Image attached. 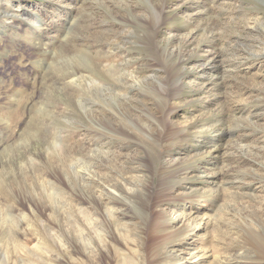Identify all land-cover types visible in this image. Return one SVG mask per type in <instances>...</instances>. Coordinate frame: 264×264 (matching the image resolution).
I'll use <instances>...</instances> for the list:
<instances>
[{
    "label": "rangeland",
    "instance_id": "rangeland-1",
    "mask_svg": "<svg viewBox=\"0 0 264 264\" xmlns=\"http://www.w3.org/2000/svg\"><path fill=\"white\" fill-rule=\"evenodd\" d=\"M0 119V264H264V0H0Z\"/></svg>",
    "mask_w": 264,
    "mask_h": 264
},
{
    "label": "bare ground",
    "instance_id": "bare-ground-1",
    "mask_svg": "<svg viewBox=\"0 0 264 264\" xmlns=\"http://www.w3.org/2000/svg\"><path fill=\"white\" fill-rule=\"evenodd\" d=\"M17 7V6H16ZM160 7V6H159ZM162 9V8H161ZM163 10H164V8H163ZM163 10H160V12L158 11V10H152L151 11V14H154V13H156L155 14V16H153L152 17V15L149 17L148 15V17H143L140 21H139V23L140 24H143V23H146L147 21H148V23H149V20H150V23H151V25H156V27L158 28V26H159V22H161L162 21V17H163V15H162V13H163ZM150 12V11H149ZM152 12H154V13H152ZM131 14V13H130ZM9 15H11L10 13H9ZM12 16V15H11ZM18 16V15H17ZM14 17H16V16H14ZM39 21V20H38ZM7 22V21H6ZM35 21H33V23H34ZM31 23V22H30ZM30 23H29V25H30ZM38 23V22H37ZM40 23V22H39ZM80 23V22H79ZM35 24V23H34ZM75 24V23H74ZM73 24V25H74ZM46 25V24H45ZM73 25L71 26V28H75V26L73 27ZM32 26V25H31ZM41 26V25H40ZM142 26V25H141ZM37 27V26H36ZM39 28L40 27H38L37 28V30H39ZM47 28V27H46ZM70 28V29H71ZM41 30H42V28H41ZM41 30H40V33L38 34V33H36V32H33V33H31V35L30 36H28V37H30V40H32V42H33V44L35 45V48H36V52H38L37 54H41V53H44V52H46V50L47 51H49L52 47H53V42L54 43H56L55 42V39L54 38H51L50 36H46L44 33H42L41 32ZM79 31V30H78ZM69 34H71L72 36H70V38H69V40L68 39H64V40H62L61 42H60V45L62 46V47H65L64 48V50H67V51H70V52H73V53H76L78 50H79V46H78V43H77V40H72V39H74V38H79V36H75V33H74V31H73V29H71L70 30V33ZM147 34V33H146ZM152 35V34H151ZM150 35V36H151ZM53 36V35H52ZM20 37V36H19ZM50 37V38H49ZM146 37V36H145ZM145 37H143V38H145ZM66 38V37H65ZM83 38V37H82ZM50 39H53V40H50ZM81 40V39H80ZM144 40V39H143ZM48 41H50V43L48 42ZM144 41H146V40H144ZM151 41V40H150ZM151 43V42H150ZM50 44V45H49ZM81 44V43H80ZM153 45V44H152ZM50 46H52V47H50ZM150 47V46H149ZM156 47V46H155ZM34 50V49H33ZM164 50L166 51L167 49L166 48H164ZM56 51H58V50H55V52ZM82 51V50H81ZM51 52V51H50ZM54 52V53H55ZM86 54H88L87 53V51L85 52ZM36 54V53H35ZM45 54H47V53H45ZM49 54V53H48ZM50 55V54H49ZM54 55V58H58L59 57V55H56V54H53ZM41 56V55H40ZM45 56V55H44ZM153 59H155L154 57H153ZM84 60L86 61V63L87 64H83V63H79L77 66H75L72 70H70V71H68V72H66V73H63V71H64V67H61V66H59L58 68H57V66L55 65V64H53L52 66H51V68L53 69V71L55 72V74H56V76L57 77H59V78H61L62 80V82L63 83H61L62 85H63V87L66 89V94H67V96H69V97H74L75 95L77 96H75V99L77 98L78 99V101H79V104H80V106L82 105V104H84L86 101V98L87 97H89V96H86V98H85V100L82 98L83 96L85 97V93H83V92H81V90L83 91V89H76V87H75V84L77 85V86H79V82L78 81H87V85L89 84V87H91V86H94L95 88H96V92H98V90H97V88H98V86L96 85V84H98L99 85V81H97V79H96V77H94L93 76V69L94 68H96V67H98L97 66V64L95 65V63H93V61L90 59V56L89 55H87V56H85V58H84ZM40 65V64H39ZM100 65V64H99ZM108 67H110V66H108ZM107 67V68H108ZM112 70V69H111ZM110 68H108V73H107V75H111L110 74ZM111 73L112 74H115V72L112 70L111 71ZM116 75V74H115ZM117 75H119V77H120V79H118L119 81L122 79V81H123V78H126V77H128L129 75H125V74H122L121 73V75L119 74V73H117ZM114 77V76H113ZM118 77V76H117ZM117 77H116V79H117ZM108 78V77H107ZM134 78H136V76H134ZM133 78V79H134ZM109 79H110V77H109ZM111 80V79H110ZM114 80V79H113ZM113 80H111V81H113ZM75 83V84H74ZM117 83V82H116ZM81 84H82V82H81ZM81 86V85H80ZM79 86V87H80ZM104 88L106 87L105 85H102ZM83 87V86H82ZM87 87V86H86ZM107 88V87H106ZM85 89V88H84ZM86 91V90H85ZM87 92V91H86ZM112 94V93H111ZM115 94V93H114ZM95 95H99L100 97H102V98H104L106 101H110V98H108V97H110V94L108 95V97H107V99L104 97V95H102V94H100V93H97V94H95ZM116 95V94H115ZM68 97V98H69ZM95 98V97H94ZM126 98H128V97H126ZM70 99V98H69ZM98 100V99H97ZM96 100V101H97ZM118 100V99H117ZM119 101V100H118ZM74 102V101H73ZM95 104V103H94ZM123 104H124V102H123ZM115 107H116V105H115ZM121 107V106H120ZM95 112H96V110H94L91 106L88 108V109H86V111H85V114L86 115H92L93 117H94V115H95ZM164 112V111H163ZM4 120V119H3ZM0 121H1V123L0 124H3L4 125V122H2V120L0 119ZM5 126V125H4ZM1 131H2V129H0ZM21 156H19L18 155V160L16 161V164H18V165H21ZM19 161V162H18Z\"/></svg>",
    "mask_w": 264,
    "mask_h": 264
}]
</instances>
